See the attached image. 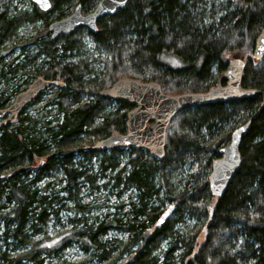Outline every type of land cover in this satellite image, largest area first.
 <instances>
[{"label":"trees","instance_id":"1","mask_svg":"<svg viewBox=\"0 0 264 264\" xmlns=\"http://www.w3.org/2000/svg\"><path fill=\"white\" fill-rule=\"evenodd\" d=\"M98 1L51 0L47 11L33 4L27 12L0 0V109L7 108L19 93L16 76L25 69L33 77L63 83L53 97L57 116L53 125L25 122L19 118L24 109L14 122L0 118L4 121L0 122L4 237L23 243L26 226L45 223L52 203L61 200L59 192L53 199L44 194L46 188L38 189L36 184L45 177L59 174L67 199L77 201L76 186L84 173L74 158L84 148L78 144L81 137L92 144L126 132L127 113L134 106L103 99L100 90L124 78L155 82L170 95L180 90L203 93L215 85L225 86L222 75L227 64L239 58L245 62L240 87L256 91L254 95L177 113L166 128L161 159L139 148H127L130 168L122 179L136 190L137 199L125 214L103 221L72 219L73 227L66 234L50 245L44 243L49 238L37 241L22 257L40 264V255L75 242L85 255L107 260L112 247L102 238L110 229L122 228L128 242L118 259L134 252L128 264H264V56L251 59L264 28V0H128L123 9L97 22L96 33L80 28L55 41L48 38L51 22L68 16L77 5L87 14ZM35 22L41 23L45 34L36 33L21 42L19 28ZM84 35L95 60L104 66L100 82L89 79L92 69L83 54ZM27 45L39 50L41 63L26 61L23 66L8 57L15 48ZM112 104L117 108L110 110ZM247 121L250 126L240 144L239 168L224 193L214 196L208 177L230 133L211 143L213 135L227 125L234 129ZM122 150H108L109 156L107 151L99 153L102 160L111 162ZM87 151L88 157L97 153L93 145ZM188 164L191 169L196 165L195 171L186 174L179 190L172 189V171ZM161 192L165 200L160 199ZM193 214L201 221V244L196 232L178 228L185 215ZM163 242L167 244L162 249ZM0 258L7 261L5 254Z\"/></svg>","mask_w":264,"mask_h":264},{"label":"rangeland","instance_id":"2","mask_svg":"<svg viewBox=\"0 0 264 264\" xmlns=\"http://www.w3.org/2000/svg\"><path fill=\"white\" fill-rule=\"evenodd\" d=\"M6 2H10L9 4L12 7H16L17 10L27 12H30L33 7V3L30 0H6ZM73 9L74 8L71 9L70 14ZM36 33H38V36L45 34L40 22L25 23L18 30V36L21 38V42L34 36ZM48 38L51 39V32L49 33ZM56 42L58 43L59 41ZM82 43L84 45L83 54L85 60L90 69H92V76H90L89 79L92 81L96 79V82H100L104 77V66L95 60L96 54L85 35ZM10 45H13V43ZM38 55H40L39 50L34 45H27L25 48H15L8 57L13 58L16 62L26 66V61H36V63H41L42 55ZM25 70L26 71L21 72L16 76L15 83L21 87L19 93L27 90L32 82L38 78V76L33 77V73L30 72L29 69ZM31 76L33 78H31ZM218 77L219 76L216 75V79H218ZM89 79L87 81H89ZM52 86V88L48 87L43 92L39 93L37 96L38 98L36 97L34 100L35 102L33 101L26 106L19 118H24L25 122L36 120L40 124L49 121V123L53 125L56 119L55 117H57L56 105L54 103L55 99L53 97L55 90L62 87L57 85ZM180 91L179 94H184L182 90ZM17 94H15V96ZM15 96L11 98L9 106L12 104ZM82 100H86V95L82 96ZM115 108H117L116 104H112L109 107L110 110ZM0 122L4 121L0 120ZM232 130L233 129L230 125L223 127V129L220 130L221 132L218 131L217 133H214L211 143L225 137L227 133H231ZM96 142L89 144V140L83 136L81 137L80 143H78L81 148H84L82 153L76 154L74 161L79 164L78 167H80V170L84 175L78 181V185L76 186L77 201H74L73 198L67 199L68 193L63 192L65 184L63 178L59 174H52V176L45 177L36 184L40 191L46 188L44 192L45 195H49L53 198V194L59 192L56 195L61 198L60 201L52 203L53 210L50 212L45 223L38 222L37 224L34 223V225L26 226L23 243H17L9 237L5 238L3 227L0 225V255L5 254L7 258V261L0 258V264H8V262L14 264H37V262L34 263L33 261L22 257L24 253H27L30 248H32V244L49 238L51 240H47L44 243L50 245L58 236L66 234V232L72 229V219H79L82 217L89 222L93 219L103 221L104 219H111L113 217L118 218L128 211L130 203L136 201V190L127 186L122 179L130 168L127 164L130 159V150L126 148L123 149L119 154L112 158L111 162H108V160H102V155L99 151L90 157L85 156V154L88 153V146L94 145ZM229 142L230 140L221 144L220 148L228 145ZM106 155L109 156L110 151H107ZM190 169L191 167L188 164L182 166L178 170L172 171L169 180L172 189L179 190L185 183L184 180L186 174L189 171L194 172L196 165H193L192 169ZM30 177L33 178L34 175H30ZM160 199L165 200L164 192H161ZM77 202L80 206H77ZM178 228H180L181 231L190 230L196 232L198 235L197 243H202L200 232L202 225L196 214L185 215ZM102 239L112 247V253L107 260H102L97 257L91 258L90 256L85 255L79 245L75 242H71L60 251L50 252L48 254L44 253L43 255H40L38 259L40 260V264H115L120 260L118 259L120 251L128 242L127 233L124 232L122 228L110 229ZM166 244L167 242H163L162 249ZM39 246H41V243ZM16 259H19V262H16Z\"/></svg>","mask_w":264,"mask_h":264},{"label":"water","instance_id":"3","mask_svg":"<svg viewBox=\"0 0 264 264\" xmlns=\"http://www.w3.org/2000/svg\"><path fill=\"white\" fill-rule=\"evenodd\" d=\"M30 1L41 11H47L51 7V0ZM127 2L128 0H99L97 6L87 14H83L80 5H77L71 14L48 25L51 41L80 28L96 33L97 22L123 9ZM263 56L264 28L260 30L255 41L251 59L260 60ZM244 67L245 62L242 59L230 60L222 75L225 86L215 85L203 93L170 95L163 93L159 84L155 82L118 79L109 88L100 90L98 95L103 99L124 101L134 106L127 113L126 132L99 140L93 148L99 152L139 148L161 159L164 155L166 128L177 113L194 107L247 99L256 93L240 87ZM52 85L63 87L62 82L37 78L27 90L15 96L9 107L0 109V118L6 117L7 122H14L19 113L33 102L39 93ZM249 126L250 121H247L234 128L230 133L228 145L218 149L219 158L212 163L208 177V186L212 195L221 196L228 182L237 172L240 165V144ZM134 256L135 253L132 252L115 264H128Z\"/></svg>","mask_w":264,"mask_h":264}]
</instances>
